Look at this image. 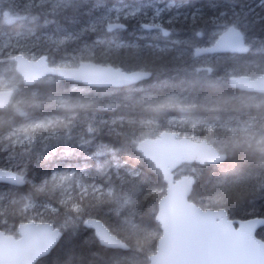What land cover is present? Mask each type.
<instances>
[{
  "label": "snow or ice",
  "instance_id": "snow-or-ice-1",
  "mask_svg": "<svg viewBox=\"0 0 264 264\" xmlns=\"http://www.w3.org/2000/svg\"><path fill=\"white\" fill-rule=\"evenodd\" d=\"M80 5L81 0H29L20 14L14 0H0V68L6 81L8 73L18 71L29 85L67 80L89 86L36 90L23 100L17 99L20 89L13 84L5 83L0 91V126L7 127L0 135V182L11 186L0 192V223L6 225L5 217L17 212H35L42 221L21 224L18 239L0 231V264H44L57 246L65 256L58 264H264V239L254 235L264 225V213L248 211L257 194L264 197V0H206L199 7L172 0L163 8L156 0H116L111 7L107 0H96L85 27L64 29L60 18L75 23L77 17L67 13ZM178 21H191L188 39H170ZM130 22L149 36L124 41L121 33ZM49 26L60 35L37 34ZM153 31V39L163 37L171 46L136 42ZM87 33H102L103 38L68 51L70 41ZM101 46L105 57H123L127 50L131 58L101 59ZM253 49L261 59L242 60ZM221 58L225 63L218 68ZM150 67L175 72L178 91L137 99L147 92L136 85L153 75ZM176 77L161 83L172 84ZM193 86L199 91H189ZM123 89L128 94L118 98L114 90ZM77 92L80 96L74 98ZM118 108L139 110L141 118L109 121L94 115ZM29 109L41 115L31 116ZM170 109L184 114L167 121L170 131L155 139L137 135V125H151L155 114ZM198 112L215 115L193 118ZM17 116L26 122L17 124ZM105 136L112 139L104 142ZM85 150L96 158L95 175L78 166L41 167L54 157ZM123 150L147 161L166 193L164 186L149 187L151 178L143 172L122 164L117 154ZM238 156L249 166L247 173L229 170L214 183L200 184L201 166ZM173 170L188 175L169 180ZM194 186L205 193L199 207L188 195ZM205 201L218 210L206 209ZM145 205L159 225L155 231L143 224ZM237 210L253 218L230 219ZM81 227L92 235L78 243ZM96 245L110 254L91 251Z\"/></svg>",
  "mask_w": 264,
  "mask_h": 264
},
{
  "label": "trees",
  "instance_id": "trees-1",
  "mask_svg": "<svg viewBox=\"0 0 264 264\" xmlns=\"http://www.w3.org/2000/svg\"><path fill=\"white\" fill-rule=\"evenodd\" d=\"M174 1H176L177 3H180L181 1H185V0H174ZM187 1H188V3L190 2L192 6H195V7L202 6L206 2V0H187ZM124 2L129 3V4H136V3H141V2H147V0H124ZM107 3H108V5H111V4L116 3V0H107ZM87 4H89V3L82 2L80 5V8L78 10H76L80 17H81L80 14L82 12L89 9V8H86V9L84 8V6H88ZM89 18L90 17H85L80 22L81 23L86 22ZM188 23H190V22H188ZM86 24H82L81 27L82 28L85 27ZM176 25L180 26L182 32H186L185 23L177 22ZM133 26H134V31L130 32L129 29ZM189 31L192 32L191 27H190ZM137 33H138V29L135 28V22H130L127 31L121 33V38L126 42L132 41L134 39V35ZM96 34H97V36L101 35V33H96ZM69 44L72 45L71 42ZM89 45H92V44L89 43ZM103 51H104L103 46H101L100 48L97 49V55L100 56L101 59H108V60H111L113 62H118L119 59H121V58L126 59L125 57L130 56V53L127 50H125L123 57H120L115 53H113L111 56L105 57V56H103ZM147 55L148 54L146 53V56ZM148 58L151 59L150 56ZM260 59H261V56L258 53H256L255 49H253L252 53L244 54V56L242 57V60H249V61H259ZM224 63H225L224 59L221 58L217 67L218 68L222 67L224 65ZM150 70L153 71V75L150 77V79H148L144 83L142 82V83L136 85L137 87H142V88L147 90V92L140 93L137 96V99H139L140 96L148 95V94L159 96V97H166L168 95H171L174 91H178V89H176L174 87V84L177 83L179 80V77H176L175 72H171V71H168L166 69L157 70L155 67H150ZM2 71H4V69L1 68L0 73H2ZM8 74H12L13 76L15 75V77L21 81L20 84L17 86L20 89V95L17 97V99H20V100L30 98L31 93L33 91H36V90H39L42 93H48V92H52V91L63 92L66 89L71 88L74 84L78 88H88L89 87V86H86L83 84H78V83L69 82V81H61V83L57 84V85H46L43 83H38L36 85L27 86L23 83L22 78L17 73V71H12L11 73H8ZM220 74H222V73H220ZM173 77H176V80H174L172 84L162 85V83H161L162 81L167 80V79H171ZM92 91L95 92L96 89H92ZM100 91H103V89H101ZM114 91L116 92V96L118 98H122L124 95L128 94L127 89L114 90ZM189 91L197 92V91H199V86H193L192 88L189 89ZM79 96H80L79 92L74 94V98H78ZM29 112H30V114H35L36 116L41 115L39 110L29 109ZM175 112H176V110H171L169 113L172 114L173 116H175L174 115ZM201 113L202 112L195 113L193 118H195V117H200V118H205V119L210 118V117L206 118V117L200 116ZM161 114L164 115V113L155 114L157 116V120L154 123H152L151 125L144 126V127L137 125L136 126L137 135H143L144 138L150 137V136L154 137V136H157L160 133V131H163V129H170L169 126L164 121L166 119H163ZM253 114L257 115L258 113L254 112ZM94 115L99 119H104V120H109V121H111L113 119L118 120L121 117H123L125 121H128V120L133 119V118L139 119V118H141L142 114L139 112V110L134 112V111H131L129 109L118 108V109H112V110H108V111L97 110L94 112ZM221 115H226V114H221ZM16 123L17 124L22 123V118L17 116L16 117ZM0 130L5 132L7 130V127L6 126H0ZM197 135H199V137H201V138H204V134L198 133ZM102 139L104 140V142H108L112 138L105 136V137H102ZM117 147H119V145H117ZM117 155H118V158L120 159L122 164L126 163L130 167H134L137 170L143 172L146 176L150 177L152 183L149 187L159 188L161 186H164L165 187V193H166V185H164L162 179L160 177H158L156 175V173L153 172L148 167L147 161H145L142 158H140V159L131 158L128 150L120 151V152H118ZM109 159H111V157H109ZM57 166L62 167V168L78 166L80 168L86 169L90 175L96 174V171H95L96 158L91 155V150H85L84 152L80 153L79 155H68V156H64V157L57 156V157H54L51 162L41 165V167H43V168L57 167ZM201 167L203 168L201 181H200L201 185L204 183H207L209 180H211L214 183L216 181V179L218 177H221L223 175V173H225L226 171L243 170L245 173H247L248 168H249V166L243 160V158L239 157V156L236 157L235 159H230L227 162H222V163L217 164V165H204ZM38 171H39V169H37V172ZM33 174H36V173L34 172ZM10 189H11V186L9 184H5V183L0 182V192H8V191H10ZM24 190L28 191L27 188H25ZM202 195H205L203 187L195 186L193 194H192L193 201L198 203ZM43 198L44 197H42V196H37L38 200L43 199ZM208 207L215 208L214 206L211 205V203L209 201H205V208H208ZM105 211H107V207H105ZM248 211L249 212L255 211L256 213H264V197H261L259 194H257L255 202H254V208L249 207ZM143 217H144L143 224L145 227H148L150 230H153V231H155L159 228L158 223L154 219L151 218L150 208L147 205H145L143 208ZM33 218H35V221H37V222H42L40 218L35 217V212H29L26 215L17 212L14 215H10V216L5 217V219L7 220V224L3 225L2 223H0V230H3L8 234H13V235L18 236L19 224H21L23 222H28L29 220H32ZM230 218L244 219V218H250V217H246V214L243 210H237L235 215H230ZM62 219H63L62 216L59 217V220L61 222H62ZM46 220H47V217H46ZM46 220L44 222H46ZM91 235H92L91 230H86V229H83V227H81V230L79 231V234L76 238L77 242L81 243V242L87 240ZM257 235L260 238L264 239V228L260 229L257 232ZM157 241H153V243H155L156 246H157ZM131 242L135 243V237L131 238ZM85 251H88V249H85ZM91 251L101 252L102 255L110 254V253H106L105 250L101 249L99 245L92 247ZM64 259H65V256H64L63 248L60 246H57L53 249V251L46 258H43V261H44V264H58V262H62Z\"/></svg>",
  "mask_w": 264,
  "mask_h": 264
},
{
  "label": "rangeland",
  "instance_id": "rangeland-1",
  "mask_svg": "<svg viewBox=\"0 0 264 264\" xmlns=\"http://www.w3.org/2000/svg\"><path fill=\"white\" fill-rule=\"evenodd\" d=\"M81 1H86L87 3H89V4H87L88 6H84V8L86 9V8H89L88 10H85L84 12H82L80 15H81V17L79 16V14L77 13V11L76 10H70L68 13H67V15L69 16V17H71V16H76L77 17V21L75 22V23H73V22H71L70 20H65L63 17H61L60 18V23H61V26L64 28V29H66V30H68V31H73L74 29H75V27H77V29H76V31H79V29H81L82 27L81 26H79V23L81 24V22L80 21H82V19L83 18H85V17H90L89 15H88V13H89V10L96 4V0H81ZM170 2H172L171 0H156V3H157V6L158 7H161V8H163V7H165L168 3H170ZM29 3V0H14V6H15V10L17 11V12H19L20 14H23L24 13V9L26 8V6H27V4ZM176 4H182V3H177V2H175ZM109 7H111L112 6V4L111 5H108ZM197 7H199V6H197ZM4 10L5 11H7V10H9L8 9V7L7 6H5L4 7ZM181 10V12H186V11H188L189 9L188 8H181L180 9ZM88 13H87V12ZM98 14V13H97ZM173 14H175V10H173ZM90 19V18H89ZM89 19L86 21V22H84V23H88V21H89ZM179 22V21H178ZM190 23H191V21H189ZM83 23V22H82ZM190 27H191V25L189 26V29H190ZM14 28H15V30H20V25L19 24H16L15 26H14ZM135 28H137V26H136V24H135ZM174 28H175V31L173 32V34H172V36L170 37V39L171 40H176V39H183L184 38V36H182V35H180L181 34V28H180V26L179 25H174ZM138 29V28H137ZM130 30V32L131 31H134V26L132 27V28H130L129 29ZM128 30V31H129ZM44 32H47V34L48 35H53V34H56V35H60V33H57L56 32V29H55V26H49L47 29H40V30H38L37 31V34L38 35H41V34H43ZM191 34H192V32L190 33H188L187 35H186V39H188L190 36H191ZM138 35L139 36H149V33L147 32V31H141V30H139L138 29ZM155 32H153V33H151L150 34V37L149 38H152V37H155ZM134 40V39H133ZM147 39H144L143 41H146ZM87 38L85 39V40H83V41H81L80 42V44H77L76 42H71L72 43V45L71 44H68V51H71L72 49H79V48H82L85 44H88L89 45V43H87ZM69 42V43H70ZM136 42H139V40H136ZM145 43H155V44H162V45H160L161 47H164V46H171V45H168L169 43H168V41L165 39V38H163V37H160V38H158V39H149V42L147 41V42H145ZM145 43H139V44H141V45H143V44H145ZM83 44V45H82ZM126 59H130L131 57L129 56V57H125ZM57 59H59V56H57ZM1 69V68H0ZM3 69V68H2ZM7 76L9 77L8 79H7V81L5 80V73H4V71H2V73H0V88L1 89H4V84L5 83H10V84H13V85H15V86H18L19 84H20V80H18L16 77H15V75L13 76L12 74H7ZM148 79H150V77L148 78ZM148 79H146L145 81H143V83L144 82H146ZM140 83H142V82H140ZM139 83V84H140ZM73 87V86H72ZM0 89V90H1ZM239 93H237V95H238ZM171 111V109L168 111V113H164V115L163 114H161V116H162V118L163 119H166V120H164L165 121V123L167 124V121L168 120H170V119H176V120H179L184 114H182V113H180L179 111H177L176 110V112H175V116H173L172 114H170L169 112ZM31 116H36L35 114H30ZM212 115H214V114H210V113H204V112H202L201 114H200V116H202V117H211ZM22 118V123H24V122H26V119L25 118H23V117H21ZM168 125V124H167ZM177 130H184V129H177ZM7 131V130H6ZM5 131V132H6ZM190 131V130H189ZM5 132H3V131H1L0 130V135H2V134H4ZM151 137V136H150ZM155 137V136H154ZM201 138V137H200ZM201 139H203V138H201ZM60 157H64V156H60ZM185 172H187L186 170H185ZM185 174H188V173H185ZM210 209H217V208H211V207H209Z\"/></svg>",
  "mask_w": 264,
  "mask_h": 264
},
{
  "label": "flooded vegetation",
  "instance_id": "flooded-vegetation-1",
  "mask_svg": "<svg viewBox=\"0 0 264 264\" xmlns=\"http://www.w3.org/2000/svg\"><path fill=\"white\" fill-rule=\"evenodd\" d=\"M172 1V0H171ZM82 2H86V1H81V3ZM174 2H176V1H174ZM180 3H188V1L187 0H185V1H181ZM82 24H86V23H79V26H81ZM191 24L190 23H187V25H185V29H186V32H182L181 31V34L180 35H182V36H184V38L183 39H186L185 37H186V35L190 32L189 31V26H190ZM132 28V27H131ZM77 29V27H75V30ZM153 33V32H152ZM191 33V32H190ZM139 35H138V33L137 34H135L134 35V40L136 39V37H138ZM87 38V43H91V44H93L94 43V41H96L98 38H103V34L101 33V35L100 36H97V34L96 33H87V34H83L82 36H81V38L79 39V40H77V41H75L77 44H80V42L81 41H83V40H85ZM149 39L151 40L152 38H148L146 41H143V40H139V42H137V43H145V42H149ZM83 45V44H82ZM160 45H162V44H159V46ZM168 45H170V44H168ZM1 90H3V89H1ZM163 130H166V129H163ZM168 130H171V129H168ZM161 132V131H160Z\"/></svg>",
  "mask_w": 264,
  "mask_h": 264
},
{
  "label": "bare ground",
  "instance_id": "bare-ground-1",
  "mask_svg": "<svg viewBox=\"0 0 264 264\" xmlns=\"http://www.w3.org/2000/svg\"><path fill=\"white\" fill-rule=\"evenodd\" d=\"M17 73L21 76V78H22V81H23V75H22V73L21 72H18L17 71ZM148 79V78H147ZM24 83V82H23ZM140 82H138V84H139ZM25 84V83H24ZM25 85H27V86H32V85H29V84H25ZM4 90V89H3ZM0 91H2V90H0ZM215 115V114H214ZM164 131H170V130H168V129H166V130H163V131H161L160 133H162V132H164ZM146 138H149V137H146ZM185 175H188V174H185ZM2 183H4V182H2ZM5 184H7V183H5ZM162 198V197H161ZM206 209H210L209 207L208 208H206ZM214 210H218V209H214ZM229 218H230V216H229ZM250 218H253V217H250ZM230 219H233V218H230ZM235 220H241V219H239V218H234ZM29 222V221H28ZM34 222H36V223H42V222H37V221H34ZM24 223H27V222H23V223H21V224H24ZM21 224H19V226H18V228L20 227V225ZM234 226H238V225H234ZM262 228H264V225H260L259 227H258V229L256 230V232H255V235H256V237L258 238V239H262V238H260L258 235H257V232L260 230V229H262ZM3 231V230H2ZM157 247H158V241H157Z\"/></svg>",
  "mask_w": 264,
  "mask_h": 264
},
{
  "label": "water",
  "instance_id": "water-1",
  "mask_svg": "<svg viewBox=\"0 0 264 264\" xmlns=\"http://www.w3.org/2000/svg\"><path fill=\"white\" fill-rule=\"evenodd\" d=\"M77 83H81V82H77ZM83 84V83H82ZM164 132H168V131H164ZM146 139H155V138H146ZM173 171H175V170H173ZM185 176V175H184ZM184 176H182L181 178H178V179H176V176H175V173L174 174H172V175H170L169 176V180H172V181H178V180H181V179H183V177ZM193 192V191H192ZM192 192H190L188 195H189V199L191 200V194H192ZM191 201H193V200H191ZM194 202V201H193ZM197 206L199 207L200 205H198L197 204ZM208 210H212V211H217V210H214V209H208ZM28 223V222H27ZM27 223H24V224H27ZM36 223V222H35ZM36 224H40V223H36ZM260 225H258L257 226V228H256V230L258 229V227H259ZM19 230H20V227H19ZM256 230H255V232H256ZM0 231H2V230H0ZM255 232H254V235H255ZM6 235H10V234H6ZM14 236V235H13ZM256 236V235H255ZM15 237V236H14ZM15 238H17V237H15ZM19 238V237H18ZM17 238V239H18ZM257 238V237H256ZM258 239V238H257ZM158 246H159V241H158Z\"/></svg>",
  "mask_w": 264,
  "mask_h": 264
}]
</instances>
